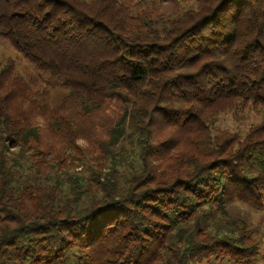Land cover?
<instances>
[{
	"label": "trees",
	"instance_id": "1",
	"mask_svg": "<svg viewBox=\"0 0 264 264\" xmlns=\"http://www.w3.org/2000/svg\"><path fill=\"white\" fill-rule=\"evenodd\" d=\"M0 36V264L259 257L264 0H0Z\"/></svg>",
	"mask_w": 264,
	"mask_h": 264
},
{
	"label": "rangeland",
	"instance_id": "2",
	"mask_svg": "<svg viewBox=\"0 0 264 264\" xmlns=\"http://www.w3.org/2000/svg\"><path fill=\"white\" fill-rule=\"evenodd\" d=\"M136 1V0H130ZM9 60L14 63L16 67V71L20 74H27L31 68L26 63L25 60L21 58L18 52L14 50V48L9 44L8 41L3 39L0 36V61ZM62 96L61 90H55L53 94V98L59 100ZM260 119V116L254 114L253 112H247L242 116L241 119L234 120L232 118L231 113H223L219 117V121L217 123L218 128L220 129H229L231 131H238L241 134H244L248 127L251 124L257 123ZM82 144V141H79ZM73 165H78V167L74 168L76 171L80 170L81 165H84L80 160L72 162ZM70 169V168H69ZM73 169V168H72ZM70 169L69 172L73 170ZM228 214L231 217L241 218L248 223V225L253 229L257 238L260 241V255L256 259L245 263V264H264V201L260 208H255L254 206L244 203L241 201H233L229 205H227ZM207 264V263H202ZM209 264H234L229 261H213Z\"/></svg>",
	"mask_w": 264,
	"mask_h": 264
}]
</instances>
